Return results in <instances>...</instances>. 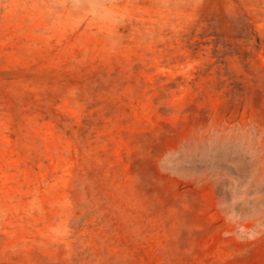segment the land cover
Wrapping results in <instances>:
<instances>
[{"label": "rangeland", "instance_id": "1", "mask_svg": "<svg viewBox=\"0 0 264 264\" xmlns=\"http://www.w3.org/2000/svg\"><path fill=\"white\" fill-rule=\"evenodd\" d=\"M0 264H264V0H0Z\"/></svg>", "mask_w": 264, "mask_h": 264}]
</instances>
